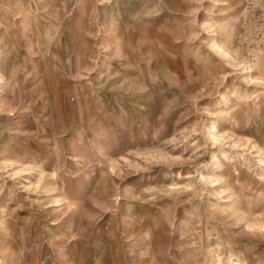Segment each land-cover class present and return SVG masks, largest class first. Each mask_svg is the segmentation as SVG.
<instances>
[{
  "label": "rangeland",
  "instance_id": "obj_1",
  "mask_svg": "<svg viewBox=\"0 0 264 264\" xmlns=\"http://www.w3.org/2000/svg\"><path fill=\"white\" fill-rule=\"evenodd\" d=\"M0 66V264H264V0H0Z\"/></svg>",
  "mask_w": 264,
  "mask_h": 264
},
{
  "label": "bare ground",
  "instance_id": "obj_2",
  "mask_svg": "<svg viewBox=\"0 0 264 264\" xmlns=\"http://www.w3.org/2000/svg\"><path fill=\"white\" fill-rule=\"evenodd\" d=\"M213 3H215V5H218L216 2H213ZM235 24V23H234ZM4 39V38H3ZM211 49L216 53V54H218V55H220V56H222V57H224L225 58V60H226V58H228V57H230L229 56V54H228V52H227V50L219 43V42H213V44L211 45ZM223 58V59H224ZM229 59V58H228ZM0 73H1V66H0ZM1 76V75H0ZM1 79L2 78H0V84L2 83L1 82ZM237 95H238V93H236V92H234L233 93V97H237ZM231 101V100H230ZM223 116L224 115H226V111L224 110L223 112ZM228 114V113H227ZM214 129H215V126H214ZM214 131V130H213ZM209 139L210 140H212L213 142H218L219 140H220V135H219V133L217 132V129H216V131H214V132H209ZM262 162V161H261ZM260 165H263L262 163H260ZM202 180H206L207 179V177L205 178V176L204 175H202ZM216 186V185H215ZM213 187V186H212ZM187 188V187H186ZM175 191H176V189H179V188H173ZM172 189V190H173ZM250 230H251V228H250ZM260 230H262V228H260ZM226 261L228 262V264H241L240 263V261H239V259L235 256V255H230L227 259H226ZM224 262L223 261H221L220 262V264H223Z\"/></svg>",
  "mask_w": 264,
  "mask_h": 264
}]
</instances>
